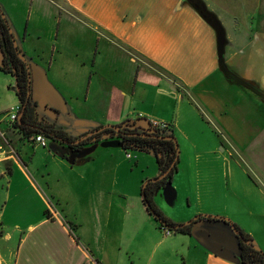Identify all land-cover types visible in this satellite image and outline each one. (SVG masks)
Here are the masks:
<instances>
[{
  "label": "crops",
  "instance_id": "1",
  "mask_svg": "<svg viewBox=\"0 0 264 264\" xmlns=\"http://www.w3.org/2000/svg\"><path fill=\"white\" fill-rule=\"evenodd\" d=\"M203 1L227 36L228 45L223 48V54H220L218 34L213 26L182 0H80L86 2L87 7L73 15L84 19L86 26L96 22L108 37L123 44L125 56H116L108 38L106 49L114 60L112 63L120 61L125 65L127 60L134 65V59H127V54L134 53L155 63L167 76L161 79L141 70L136 77L123 72L121 83L101 77L94 94L90 91L93 83L90 76L89 86L80 97L92 108L87 112L90 119L76 116L74 119L96 124L94 129L140 118L154 123L152 120L162 118L157 115L160 110L149 112L145 109L148 105L162 106L163 111L168 112L173 109L172 100L175 107L187 100L189 105L199 106L200 110L193 112L198 115L202 112L216 131L221 132L219 140L224 141L225 152L232 148L251 151L264 145V0ZM97 8H102L101 13ZM80 25L63 18L60 38L66 35V30L72 32ZM168 77L176 83L173 85ZM161 122L167 123V119ZM206 124L209 125L207 120ZM66 129L74 137L84 134ZM1 131L5 132L3 136ZM8 133L11 132L0 129V178L10 189L18 179L20 188L16 196L23 195V191L32 192L39 209L45 213L37 225H29L18 251L8 250L4 255L0 249V264H133L132 258L141 257L142 249L149 250V247L151 251L145 253L149 259L160 253L163 258L179 256L180 264H241L236 247L226 249L231 257H222L202 246L193 235L170 234L152 224V217L142 202V184L158 172L140 176L138 180L130 176L124 186L118 185L119 179L124 180L120 173L122 167L144 170L141 156L126 157L133 162L122 161L114 151L121 148L102 147L103 140L90 153L74 157L75 163L70 165L54 153L48 143L43 148L32 138L24 139L19 133L16 136V132L8 136ZM25 141L34 148L32 156L28 152L22 154ZM37 156L43 161L44 170L29 173L27 164L34 166ZM252 162L260 169L255 178L264 190V163L259 159ZM233 174V171L229 173ZM63 185L65 194L61 190ZM246 190L247 201L255 200L256 195L262 196L259 202L251 203L250 211L264 205V192L260 188L252 184L250 195L248 188ZM161 193L159 190L156 194V202ZM50 198L57 201L58 207H63V212L50 210L53 205ZM87 201L96 206L93 212L98 213L92 214L93 217L83 213L88 208ZM69 205H73V211L68 209ZM37 228L42 230L35 235ZM145 228L151 230V234H146ZM215 229L232 238L228 228L216 226ZM32 235L35 236L30 238ZM0 237V241L12 240L10 233L1 232ZM146 240L151 242L148 248ZM28 243L26 252H22ZM38 245L43 250H35ZM162 264H167V260L163 259Z\"/></svg>",
  "mask_w": 264,
  "mask_h": 264
},
{
  "label": "rangeland",
  "instance_id": "2",
  "mask_svg": "<svg viewBox=\"0 0 264 264\" xmlns=\"http://www.w3.org/2000/svg\"><path fill=\"white\" fill-rule=\"evenodd\" d=\"M79 1L0 0V7L8 18L15 37L22 44L26 57L31 58L47 72L48 80L66 101L70 112L74 114L73 117L90 119V115L87 112L91 106L84 104L80 98L84 96L83 94H85L89 86L90 76L92 77L91 80L93 79L90 91L91 94H94L95 87H99L98 83L101 77L111 78L115 82H120L124 73H130V76L133 77L135 74L137 76L141 70L149 76L161 79H164V76L167 75L155 63L134 53L133 55L127 54V59H134L135 66L127 60L125 65L120 61L116 64L112 63L114 60H112V56L109 55L110 52L106 49L108 38L115 49L116 56L118 54L125 56L124 53L126 52L122 47L123 44L116 38L108 37L101 25L96 22H94L93 26H86L84 19H80L81 17L78 15H73L74 12L79 13L87 7L86 2L82 3ZM182 1L188 3V1ZM190 5L196 8L198 13L202 11L206 17L210 14L209 17H211L210 19L215 25V27L213 25V28L219 36L220 54H223V48L228 45V40L220 21L208 10L203 0L201 2L195 0ZM96 11L101 13L102 8H97ZM63 18L68 23L72 21L74 24L78 22L79 25H82H80V28H76L77 30L73 29L72 32L71 29L68 32L66 30V35L60 38V21ZM218 32H221V35ZM168 80L173 85L176 83L170 77H168ZM101 85L104 87L105 82ZM19 103V99L16 96L15 79L10 74L0 70V129L11 132L7 134L8 136H14L13 132H16L15 135L18 136L19 132L9 123L8 115L12 108L19 106ZM172 104L173 109H169L168 112L163 111L162 106L153 108L148 105L145 108L149 112L153 111V113L160 110L157 115L162 118L155 120L158 122L152 121L161 125H170V129L173 130L179 146L178 171L173 175L172 180L177 196L171 203L161 193L157 206L166 218L178 225H184L199 216H218L229 219L240 230L251 236L253 241L256 242L254 244L264 254V205L256 206L254 211H250L251 203H254L253 201L259 202L262 196L256 195L255 200L247 201L245 195L246 188H248L249 195L252 193V190H250L252 184H255L257 189H263L255 178V173H258L260 169L257 168V163L252 162V159H259L260 162L264 163V145L256 146L251 151L242 148H232V150L227 149V152H225L223 149L226 145L224 141L220 142L219 140V137H222L220 135L221 132L216 131L213 124L209 122L210 119L205 118L202 112L199 115L193 112V110H200L198 105H189L187 100H184L180 106L175 107L173 100ZM39 110L42 114L51 117L53 121L61 118L63 122L66 119L65 116L51 115L42 104L39 106ZM203 117L209 125H205L206 120ZM163 119H167V123L161 122ZM206 127L209 129L207 130ZM63 129L67 130L66 128ZM1 133L3 136L5 132L1 131ZM22 138L24 137L22 136ZM24 143L26 152L23 151L22 154L28 152L32 156L34 148L28 144V141ZM40 150L43 151L41 148ZM51 150H54L53 147H51ZM114 151L118 152L117 157L121 158L122 161L125 159L133 162V160L126 159L127 154L133 157L141 156L144 169L133 168L135 171H131L129 166L122 167L123 169H121L120 173L123 175L124 180L119 179L118 185L124 186L125 181L130 176L133 178L137 177L138 180L140 176L154 175V173L158 172L157 160L153 154L124 149H114ZM65 156L68 157V155ZM196 158L200 160L198 161ZM34 159V166L27 164V171L37 174L36 169H40V173H42L44 170L43 161L40 156ZM65 161L72 165L70 161ZM232 171L234 174L230 176L229 173ZM157 177H159L158 173L149 180ZM147 181H144L142 188H144ZM12 186L13 188L10 189L8 183L0 178V233L3 232V235L10 233L12 235L10 242L0 241V249L4 255L7 254L8 250L18 251L21 237L27 234L29 225H37L45 213V210L41 211L39 209L37 198L32 192L23 191V195L16 196L20 188L18 179H15ZM61 187L63 194H65L66 187L64 185ZM88 201L86 202L88 208L83 213L87 212L93 217L92 214L98 212L96 210L93 212V208L96 209V206H91ZM52 202L53 205H50V210L57 209L58 212H63V207L60 205L58 207L56 200H52ZM12 206H15L14 210ZM68 209L73 211V205H69ZM198 211H200V214H197L199 213ZM220 212L222 215L227 216H222L219 214ZM150 220L152 224L158 225L153 217ZM222 226L220 225L219 227ZM224 227L229 229L233 238L236 237L231 227ZM158 228H160L159 225ZM39 230L42 229H38L35 235L38 234ZM146 230L147 228H145L146 234H151V230ZM161 230L173 234L168 230ZM136 243L137 241L133 243L134 247ZM150 244L151 242L149 241L145 243L147 248ZM27 246L29 247V243L24 246L22 252H26ZM34 249L43 250V247L38 245ZM147 251H151V248L149 247V250L143 248L141 257H133L132 259L135 261L133 264H162L163 259L167 260V264H180L179 256L171 255L163 258L160 253H157L154 259H149L145 254ZM148 255L150 256L149 252Z\"/></svg>",
  "mask_w": 264,
  "mask_h": 264
},
{
  "label": "trees",
  "instance_id": "3",
  "mask_svg": "<svg viewBox=\"0 0 264 264\" xmlns=\"http://www.w3.org/2000/svg\"><path fill=\"white\" fill-rule=\"evenodd\" d=\"M184 1H188V3L190 4L193 3L195 0ZM196 1L201 2V0ZM199 13L202 18H204L210 25H214V23L210 19L211 17H209L210 14H208L207 18L202 11ZM218 33L221 35V32ZM0 41H3L6 45H8L7 50L10 55L9 62L1 64L0 70L2 72H5L6 74H10L15 79L16 96L19 99V105L21 108L20 113L23 111L21 121H19L18 119L14 124L11 125L14 126V128L18 130V132L26 139H31L32 137L37 136H43L45 139H47V136L42 132V124L36 117V104L33 105V101H31V99L30 101L28 100V92L30 89L28 80L29 73L27 70L28 67L23 64L17 57L7 27L1 19ZM132 121L134 120H127L117 125V127L120 129L119 132H116L112 129H106L91 140L85 141L84 143H81L79 145H72V148L75 151H79L85 145H94L106 139H114L120 142V144L122 145V149L124 150H134L153 154L156 157L158 164V176L164 174L174 164L172 171L166 179L159 181L155 184L148 183L146 187L142 188V202L148 214L155 219L156 223L161 229L168 230L173 234H183L190 236L193 229V225L196 221L186 226L174 224L171 220H169L163 215V213L159 210L153 200L154 191L158 187H163L168 180L172 181L173 175L178 171L179 146L177 145V142L175 140L173 130L170 129L171 126L165 125V127H162L151 123L150 129L144 130L142 128L135 127L134 124L130 123ZM50 129L53 130V128ZM52 130H50V135H52L53 139H56L58 141H66L68 143H71V141L75 139L67 138L66 134H63V131L56 132ZM167 137H170L172 139H164ZM152 184L153 186L151 187L150 185ZM149 188H152V190L155 189L152 193H150V196L148 195ZM203 217L204 216H199V220L203 219ZM221 219L225 220L226 218L221 217ZM230 224L233 226L235 231L239 232L237 238L239 241L241 264H264V254L260 249H256V245L254 244L252 237L240 230L231 221Z\"/></svg>",
  "mask_w": 264,
  "mask_h": 264
},
{
  "label": "water",
  "instance_id": "4",
  "mask_svg": "<svg viewBox=\"0 0 264 264\" xmlns=\"http://www.w3.org/2000/svg\"><path fill=\"white\" fill-rule=\"evenodd\" d=\"M14 44L15 46H17V42L15 40H14ZM21 58L23 61L27 63V67L30 73V80H31L30 82L31 94L34 103L38 104V108L42 104L44 108L47 109L49 113H51V115L61 116V117L65 116L66 119L63 122L61 121V118L55 120L58 121V126L68 128L71 131L76 130L78 134L87 133L91 131V129L97 127L96 124L92 122L74 119V117L71 116V112L68 108L66 101L62 98L60 93L48 80L47 72L41 66L36 64L31 58L22 57V56ZM22 115H23V111L20 113L19 121H21ZM49 118L52 120L51 117ZM130 123L134 124L135 127L142 128L144 130H149L151 127V122L146 118H140ZM106 129H112L117 132L120 130L117 126H105L100 129H95L94 132H90L88 136L82 138V141L87 139L88 137L93 136L94 134L101 133ZM164 139L170 140L172 138L167 137ZM104 141L103 143H101L102 147H117L122 149V145L118 140L110 139L109 141L106 139ZM80 142L81 140L77 141L75 144H79ZM98 145L99 143H96L94 145H91V147L88 150H83L82 151L83 154H81V156L90 153L91 151L96 149ZM53 152L56 153L58 156L62 157L63 159L70 161L72 164L75 163L74 157H69V156L67 157L65 156V154L57 153L55 150H53ZM173 165L164 174L151 181L155 183L166 179L170 174V172L172 171ZM148 182L149 181L145 183L144 187H146ZM159 190H162L163 196L168 200V202L172 203L173 199L177 196V192L173 188L172 181L170 180H168L167 183ZM194 221L196 222L193 225L191 235H193L198 240V242L206 249H208L209 251L213 252L216 255L226 258L231 257L230 253L226 249L231 250V249H235L236 247V249L240 252L239 241L237 238L239 232L234 230L233 226L230 224L229 219L222 220L221 217L218 216H204L203 219L199 220V217H196L194 220L184 224L183 226L190 225ZM220 225L231 227L234 230V234L236 235V237L231 238L228 237V235L224 234L223 232H219L216 229L215 231L213 230V227ZM198 232L199 234H197ZM255 247L256 249H260L258 246Z\"/></svg>",
  "mask_w": 264,
  "mask_h": 264
},
{
  "label": "flooded vegetation",
  "instance_id": "5",
  "mask_svg": "<svg viewBox=\"0 0 264 264\" xmlns=\"http://www.w3.org/2000/svg\"><path fill=\"white\" fill-rule=\"evenodd\" d=\"M3 15H4V17H3ZM0 19L3 21V23L7 27V30H8V33L10 35L11 42H12L13 48H14L16 54H17V57L19 58V60L23 64H25L27 66V63L25 61H23L22 58H21V56L22 57H25L26 53H25L23 47L21 46L22 44L15 37V34H14L13 30H12V27H11V25L9 23V20L6 17L5 13L2 11V8L1 7H0ZM14 40L17 42V46H15ZM22 43H23V41H22ZM7 47H8V45H6L5 42L0 41V65L3 64V63H5V62H9L10 55H9L8 50H7ZM27 70H28V73H29V69L28 68H27ZM28 80H29V88H30L29 89V92H28V100L30 101V99H31V101H33V97H32V94H31V86H30L31 85V83H30L31 82V80H30V73L28 74ZM32 104L33 105L36 104L35 105L36 106L35 107L36 117L38 118L39 122L42 124L41 125V128H43L42 132L47 136V139L46 140L48 142V145L51 146V147H53L58 153L68 155L69 157H71V156L72 157L80 156L81 154H83L82 151L83 150H88V148H90L91 145H85L83 148L82 147H79V148H82L79 151L73 150L72 145H79L81 143H84L85 141L91 140L92 138H94V137H96L97 135L100 134V133L94 134L93 136L88 137L87 139H85V140L82 141V138L88 136V134L90 132H94L95 130H92V131H89L87 133H84V134L80 135L81 137L80 136L74 137V136L70 135L69 133H67L66 130H64L62 127H58V121H55V122L52 121L51 122V119L47 115L42 114L40 112L39 108H38V104L37 103H34V101H33ZM19 116H20V114H19ZM50 128H53V130L50 129ZM98 129H100V128H98ZM50 130L56 131V132L57 131H63V134L64 135L66 134L67 138H75V139H73L71 141V143H68L66 141H62V142L61 141H58L56 139H53L52 135H50ZM80 140H81V142L79 144H75L77 141H80ZM148 181H149L148 183H154V182H150L151 180H148ZM155 183H157V182H155ZM150 186L152 187L153 184L150 185ZM159 189L160 188L158 187L156 190L154 189L155 191L152 190V188H149V190H148V195L149 196H150V193H152L154 191V193H153V200H154V202H155L156 205H157V202H156L155 197H156V194L158 193Z\"/></svg>",
  "mask_w": 264,
  "mask_h": 264
},
{
  "label": "built area",
  "instance_id": "6",
  "mask_svg": "<svg viewBox=\"0 0 264 264\" xmlns=\"http://www.w3.org/2000/svg\"><path fill=\"white\" fill-rule=\"evenodd\" d=\"M20 105L17 106L16 108H12L10 113H9V123L10 124H14L18 119H19V114H20ZM154 125H157V126H162V127H165L166 124L164 125H161V124H158V123H153ZM32 141L35 142L36 144H38L39 146L43 147V148H46L47 147V140L43 137V136H37V137H32ZM127 158H131L132 155L130 154H127L126 155Z\"/></svg>",
  "mask_w": 264,
  "mask_h": 264
}]
</instances>
